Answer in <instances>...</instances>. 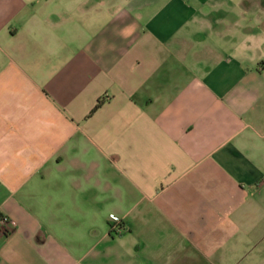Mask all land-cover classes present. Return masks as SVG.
Wrapping results in <instances>:
<instances>
[{"label": "crops", "instance_id": "obj_1", "mask_svg": "<svg viewBox=\"0 0 264 264\" xmlns=\"http://www.w3.org/2000/svg\"><path fill=\"white\" fill-rule=\"evenodd\" d=\"M0 216V264H264V0H0Z\"/></svg>", "mask_w": 264, "mask_h": 264}, {"label": "built area", "instance_id": "obj_2", "mask_svg": "<svg viewBox=\"0 0 264 264\" xmlns=\"http://www.w3.org/2000/svg\"><path fill=\"white\" fill-rule=\"evenodd\" d=\"M110 220L116 224H120V219L116 216H110ZM16 228V223L6 217L0 216V233L8 234ZM119 231H124L122 228Z\"/></svg>", "mask_w": 264, "mask_h": 264}, {"label": "trees", "instance_id": "obj_3", "mask_svg": "<svg viewBox=\"0 0 264 264\" xmlns=\"http://www.w3.org/2000/svg\"><path fill=\"white\" fill-rule=\"evenodd\" d=\"M103 100H99L94 110L90 113L89 117L93 116L103 105Z\"/></svg>", "mask_w": 264, "mask_h": 264}, {"label": "rangeland", "instance_id": "obj_4", "mask_svg": "<svg viewBox=\"0 0 264 264\" xmlns=\"http://www.w3.org/2000/svg\"><path fill=\"white\" fill-rule=\"evenodd\" d=\"M253 12H256V13H257V12H261V13H262V11H259V10H258V7H255V9H254Z\"/></svg>", "mask_w": 264, "mask_h": 264}]
</instances>
